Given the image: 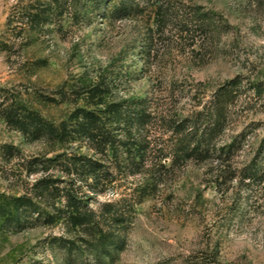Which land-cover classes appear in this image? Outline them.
I'll list each match as a JSON object with an SVG mask.
<instances>
[{
  "label": "rangeland",
  "instance_id": "rangeland-1",
  "mask_svg": "<svg viewBox=\"0 0 264 264\" xmlns=\"http://www.w3.org/2000/svg\"><path fill=\"white\" fill-rule=\"evenodd\" d=\"M30 1L39 5L0 0V102L6 97L8 104L60 123L84 87L97 80L107 98L148 97L156 109L180 119L239 79L218 139L237 142L232 164L240 171L264 160V0H164L172 13L164 32L154 24L152 1L124 19L108 18L104 6L91 4L86 14L72 9L55 24L26 26L21 7ZM197 10L206 19L204 28L180 32L181 20L195 18ZM1 113L0 195H9L32 178L22 174L17 159L2 156L4 146L18 147L25 159L54 152L49 143L27 140ZM18 175L24 181H16ZM244 176L220 188L203 163L179 166L136 207L104 263L264 264V173ZM132 182L122 180V191ZM66 231L61 224L18 227L0 221V264H100L88 250L67 256L56 242L70 237Z\"/></svg>",
  "mask_w": 264,
  "mask_h": 264
},
{
  "label": "trees",
  "instance_id": "trees-1",
  "mask_svg": "<svg viewBox=\"0 0 264 264\" xmlns=\"http://www.w3.org/2000/svg\"><path fill=\"white\" fill-rule=\"evenodd\" d=\"M36 1L38 6L30 1L21 7L22 25L55 24L72 9L86 14L91 4L104 6L108 18L124 19L143 12L142 2L152 1L154 24L164 32L172 14L164 0ZM194 17L181 20L180 32L204 28L206 19L200 10ZM238 80L218 90L211 101L196 104L188 117L180 119L156 109L148 97L107 98L105 85L97 80L84 87L77 106L60 123L25 105L8 104L4 97L0 112L6 122L27 140L53 145L54 155L25 159L18 147L4 146L2 156L8 162L17 159L22 174L32 180L20 184L17 193L0 195V221L18 227L64 225L70 237L61 236L56 242L67 256L88 250L105 264L109 249L133 222L136 207L157 194L179 166L203 163L220 188L242 173L244 179L260 177L264 160L242 172L232 164L237 142L220 143L218 139L231 116ZM17 178L24 181L23 175ZM128 179L133 180L132 185L122 191L121 182ZM108 195L105 201L98 200Z\"/></svg>",
  "mask_w": 264,
  "mask_h": 264
}]
</instances>
